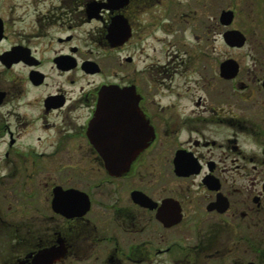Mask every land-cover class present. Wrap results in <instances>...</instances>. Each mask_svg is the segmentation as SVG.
<instances>
[{
	"label": "flooded vegetation",
	"instance_id": "1",
	"mask_svg": "<svg viewBox=\"0 0 264 264\" xmlns=\"http://www.w3.org/2000/svg\"><path fill=\"white\" fill-rule=\"evenodd\" d=\"M210 4L0 0V264H264V24Z\"/></svg>",
	"mask_w": 264,
	"mask_h": 264
},
{
	"label": "water",
	"instance_id": "2",
	"mask_svg": "<svg viewBox=\"0 0 264 264\" xmlns=\"http://www.w3.org/2000/svg\"><path fill=\"white\" fill-rule=\"evenodd\" d=\"M234 11L232 9H225L222 11V23L226 26L231 25V23L233 22L234 19ZM224 38L225 41L231 45V46H242L245 43V35L237 29H228L225 33H224ZM223 67L226 66H230L232 67V61H225L222 65ZM123 94V91L120 90L117 87H109L104 89L101 92V103L97 109L96 112V117L95 120L93 122V130L94 133L98 134V127H103L106 126L107 127V119L109 118L110 120H120V123H117V130H123V126H126V133H132V134H138L139 133V128H144V122L143 120L138 116V111L137 109L132 110V115H128L125 114L123 116H119L118 113L113 115V108H111V104L117 103L116 101L111 100L112 96H118ZM126 95H131L133 96L135 94L134 91H132V89H127L125 91ZM108 96H109V100H108ZM111 97V98H110ZM129 102V101H128ZM130 102L135 103L136 104V100H131ZM113 113V114H112ZM125 122V124H124ZM106 123V125H105ZM110 126H113V124H110ZM120 127V129H119ZM97 128V130L95 129ZM133 129V131H131ZM114 131L110 129V132ZM103 131L100 132V134H102ZM102 150V149H101ZM140 150V147L134 148V149H126L125 152L127 154L126 156V164H116V160H119V156L118 154L122 153L121 151H108L106 150V152H109V165L108 168L110 170L111 173H119L120 171H122L123 169H127L128 168V164L131 162L132 160V155L136 154L138 151ZM103 151V150H102ZM115 155V156H114Z\"/></svg>",
	"mask_w": 264,
	"mask_h": 264
},
{
	"label": "rangeland",
	"instance_id": "3",
	"mask_svg": "<svg viewBox=\"0 0 264 264\" xmlns=\"http://www.w3.org/2000/svg\"><path fill=\"white\" fill-rule=\"evenodd\" d=\"M219 4L221 5L222 9L234 6L238 14L236 16L235 22L232 24L233 26L235 24H244V27L249 26L251 30L253 27L255 30H262L261 25L264 24V22L257 21L259 20L261 16H264V0H219ZM215 6H214V0H211L210 7L206 8V15L208 16L211 14L209 10L214 11ZM204 26L207 27V25H210L212 23L211 20H208L207 18L204 20ZM193 22H189V33L183 34L184 40L189 42V44L195 45L197 43V39L194 38V34L192 32L193 28ZM224 30L226 28H223ZM250 30V29H249ZM195 33H199V29L194 30ZM158 34H163L162 32ZM165 35V34H164ZM180 36L182 34H169L168 39L170 40H176L178 42ZM212 41V40H211ZM215 42V43H214ZM213 43L215 45H220V47L225 48L227 44H225L224 40H221V43L219 44L217 41H214Z\"/></svg>",
	"mask_w": 264,
	"mask_h": 264
}]
</instances>
